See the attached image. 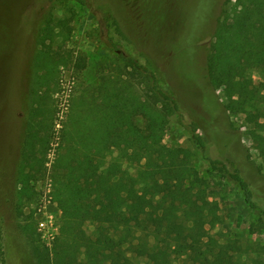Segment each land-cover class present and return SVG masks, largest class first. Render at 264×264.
<instances>
[{"label":"trees","instance_id":"trees-1","mask_svg":"<svg viewBox=\"0 0 264 264\" xmlns=\"http://www.w3.org/2000/svg\"><path fill=\"white\" fill-rule=\"evenodd\" d=\"M69 1L90 5L89 0H51L50 10ZM233 10L218 23L209 46L198 44L192 54L184 45L168 50L175 53L172 61L197 68L202 85L223 91L227 112L243 114L254 124L251 135L264 157V94L252 78L257 71L264 80V0H237ZM44 22L35 61L39 68L50 59L44 48L54 40V29L70 32L66 19L53 18L52 11ZM106 47L122 63L120 72L106 73L97 86L78 91L57 130L49 175L61 215L52 249L24 231L36 263L262 264L236 238L222 241L212 231L221 222L219 203L208 198L207 179L194 166L192 151L163 142L169 117L175 115L187 128L208 171L235 184L245 204L264 221V208L254 203L248 183L225 159L206 154L195 122L187 121L178 99L160 85L148 64L111 40ZM85 65L77 57V69ZM169 67L174 69L172 63ZM177 69L183 71L181 66L173 71ZM25 127L17 159L4 177L6 186L12 179L19 183V200L33 195L30 180L44 167L36 155L47 151L56 131L48 128L40 103Z\"/></svg>","mask_w":264,"mask_h":264},{"label":"rangeland","instance_id":"rangeland-1","mask_svg":"<svg viewBox=\"0 0 264 264\" xmlns=\"http://www.w3.org/2000/svg\"><path fill=\"white\" fill-rule=\"evenodd\" d=\"M50 1L0 0V264H37L25 229L49 250L53 247L61 215L49 175L57 130L78 91L97 86L106 73L120 72L122 63L106 47L108 40L157 73L160 85L180 102L187 121L195 122L206 141V154L237 169L254 203L264 208V157L251 135L254 124L243 114L227 112L223 91L202 85L197 68L172 61L175 53L168 50L184 45L192 54L198 44L209 46L218 23L233 13L237 0H89L88 7L69 1L52 10ZM50 11L53 18L66 19L70 32L54 29V40H45L51 42L44 48L50 59L39 68L35 61L42 49L40 30ZM151 44L156 45L154 50ZM77 57L86 63L81 70L75 66ZM205 57L206 52L201 64ZM171 63L183 71L171 70ZM252 78L264 94V80L257 71H252ZM39 103L48 128L56 131L47 151L36 155L44 167L30 180L33 195L19 200V183L12 179L6 186L4 177L17 159L27 117ZM163 142L192 151L194 166L207 179L208 198L219 203L221 222L212 231L219 232L222 241L236 238L250 257L264 264V221L245 204L235 184L208 171L201 150L175 115L168 119ZM41 221L55 226L51 245L42 237ZM86 228L92 230L93 225Z\"/></svg>","mask_w":264,"mask_h":264},{"label":"built area","instance_id":"built-area-1","mask_svg":"<svg viewBox=\"0 0 264 264\" xmlns=\"http://www.w3.org/2000/svg\"><path fill=\"white\" fill-rule=\"evenodd\" d=\"M53 223L50 224V226L47 224L45 221H41L39 223L40 230L43 232L42 237L46 240V244L51 245L54 241L55 238V230L52 225Z\"/></svg>","mask_w":264,"mask_h":264}]
</instances>
